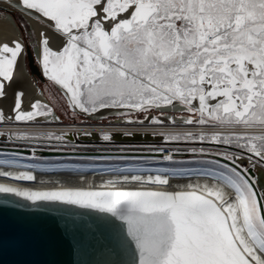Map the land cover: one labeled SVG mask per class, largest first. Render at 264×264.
Segmentation results:
<instances>
[{
  "label": "snow or ice",
  "instance_id": "1",
  "mask_svg": "<svg viewBox=\"0 0 264 264\" xmlns=\"http://www.w3.org/2000/svg\"><path fill=\"white\" fill-rule=\"evenodd\" d=\"M5 7L26 17L43 76L74 115L109 110L126 124L166 128L179 122L201 130L158 134L239 151L213 153L227 162L203 161L208 167L199 171L210 182L178 185L179 191L167 190L170 178L190 170L116 169L133 174L98 189L0 185V193L108 214L119 222L109 224L118 240L133 248L130 264H264V191L250 175L264 166V0H0V12ZM24 54L22 39H0V98ZM24 96L15 92L14 117L0 111V122L59 119L39 99L25 111ZM44 138L63 141L65 134ZM0 165L41 167L15 159ZM150 171L156 174H135ZM0 177L36 179L30 171H0Z\"/></svg>",
  "mask_w": 264,
  "mask_h": 264
},
{
  "label": "bare ground",
  "instance_id": "2",
  "mask_svg": "<svg viewBox=\"0 0 264 264\" xmlns=\"http://www.w3.org/2000/svg\"><path fill=\"white\" fill-rule=\"evenodd\" d=\"M5 10H11V9H8L7 7H5ZM0 16L7 17V19H0V39H4V40H11V39H16V38L22 39V37L20 36L19 29L17 25L15 24V21L12 18V16L3 15L1 13H0ZM29 23H32V22H29ZM31 29L33 31L32 27ZM34 45H35L34 47L35 49L36 42H34ZM24 56L25 54L20 58V66L16 72L15 79L12 81L11 84L6 85V89H5L6 96L3 98H0V111H3L6 117H14L15 115L12 109L14 107V94L16 91H23L25 93V96L23 98V105H22L25 111L31 110L30 105L36 99L41 100L43 103L44 101L48 102L43 97V95H41L42 92L39 90L37 84L35 83L34 79L30 75L28 69L26 68V62L24 61ZM107 112H109V110H105L101 113H97V115L100 114L98 118L101 115L106 114ZM13 120L14 119L5 120L4 122L6 124L7 122L10 123V121H13ZM41 120L42 122L46 121L44 118L40 117V118H37V123L39 121L41 122ZM48 120L49 122H51L50 118ZM177 125H182V124L178 122ZM8 126L10 127V125H7V128ZM40 127L42 128L41 125ZM126 128L128 127H123V126L115 127L114 126L109 129H106L105 131L106 132L110 131L112 139H114L115 134H120L121 137L126 136L124 134H121V133L126 132ZM166 128H169V127H166ZM171 128H176V127H171ZM150 129H147V127H141L135 131V134L141 135L142 137L148 135L150 140H153L154 138L156 140L162 138V136L160 135L158 137L154 135V132H157V130H162L163 128L151 127ZM0 130H5V129H0ZM57 130L61 133L63 128L58 127ZM81 130L83 131L84 128H81ZM95 130L99 132L98 128ZM116 131L121 132V133H115ZM95 134L98 136L97 138L102 137V136L101 137L99 136L100 134L99 135L97 133ZM71 136L72 135H69V136L65 135V139L71 138ZM22 138L23 137L16 138V137H13L12 135L6 138L4 137V135H2L1 139L5 142L6 141L12 142V140L14 141L15 139L18 141H24V139ZM25 141L29 143L27 140ZM39 142H42L43 144L45 143L56 144L54 140L51 142V141H48V139H44V141H39ZM61 142L67 143L64 140ZM31 149H32L31 152H28L27 150H22V151L17 150L18 152H20V154L12 153V152H0V160L15 159V160H18L19 164L21 165L38 164L41 166L40 168L28 169V168H23V167H17L15 165H0V171H10V172L30 171L36 177L35 181H21V180H15L13 178L0 177V185H8V186L20 189V190H31V191H51V190L66 189V188H95V189H98L100 188L102 184H104L109 179H116L120 175H123V174H133V173H119V172L114 171L116 169H129V168L130 169H150V170H155L159 168H175V169L190 170L182 174H178L174 177H171L170 178L171 183L167 189L169 191L182 190L180 187H178V185L182 186V185H186L189 183H193V184L203 183L206 180L210 182V178L202 176L199 171L201 169L208 167V165L204 163H200V162H186L182 164L172 163L175 161L182 162L181 159L178 160L179 158L178 152L175 153L176 155H173V153L165 152L164 155L172 156L171 161L164 160L163 158L162 160H157V161L155 160V161H149V162H145V161L130 162V161H120V160L119 161L115 160V161L93 162V161H83V160H80V161L70 160V158L72 157H68L70 155L69 151H50V150H45L43 148L37 149V150L33 148ZM176 156H178V158H175ZM257 167H258V171L260 173V177H261L262 184H263V188L259 189V192H261V191H264V166L257 164ZM135 174L155 175L156 173L154 171H150V172H140V173H135ZM255 181L257 182V180ZM132 187H138V185H133ZM4 197L10 200L19 202L23 206L27 208H32L33 210L35 209L36 210L37 209L47 210V208H52L50 207L51 205H56L58 206L57 208L59 209L69 210L73 212H81L84 209V208L76 207L74 205L65 206V204H62V203L58 204L56 202H43L42 201V202L33 203L31 201H28L22 197L15 195L14 193H0V198H4ZM56 206H54V208ZM88 210L92 212H97L91 209H88ZM102 214H105V213H102Z\"/></svg>",
  "mask_w": 264,
  "mask_h": 264
},
{
  "label": "water",
  "instance_id": "3",
  "mask_svg": "<svg viewBox=\"0 0 264 264\" xmlns=\"http://www.w3.org/2000/svg\"><path fill=\"white\" fill-rule=\"evenodd\" d=\"M27 53L32 74L44 81L29 48ZM92 137L98 139L96 134ZM147 137L115 134L114 139L150 140ZM90 138L81 136L85 141ZM250 175L257 180L259 192L263 184L258 169L256 172L250 169ZM54 206L33 210L0 198V264H130L133 248L122 244L109 226L110 222H119L108 214L88 209L73 212Z\"/></svg>",
  "mask_w": 264,
  "mask_h": 264
},
{
  "label": "rangeland",
  "instance_id": "4",
  "mask_svg": "<svg viewBox=\"0 0 264 264\" xmlns=\"http://www.w3.org/2000/svg\"><path fill=\"white\" fill-rule=\"evenodd\" d=\"M12 10L14 12H20L17 9H12ZM0 13L3 15H9V16L12 15V18L14 19V16L11 12L4 10ZM14 15L17 18V23L14 19L15 24L17 25V27H18V24H19V26H21V29H22V32L24 35V39L28 43L33 44V48H34L35 47L34 42H36V37L29 35V33L31 32L30 27L28 25L24 24V20L21 18V16L18 13H15ZM18 29H19V27H18ZM19 32H20V29H19ZM20 34H21V32H20ZM34 51H35V49H34ZM35 78L38 80H36ZM33 79H34L35 83L37 84L39 90L43 93V97L46 99V101H48V102L44 101V103H48L49 106L54 109V111L60 117V119L62 121L61 122H49V120H46L47 122L46 121L42 122V120H43L42 119L41 122L39 121L38 123L37 122H35V123H33V122H20L19 123L17 121H10V123L7 122L5 124V122L4 123L0 122V129H7V125H10L11 130H14V131H12V132L9 131V133L10 134L13 133L16 138H17V134H20V133H27L30 136L37 135V134H44L41 136L40 139H38L39 141H43L44 139H46V138H44V136L48 133H53L55 135H58L56 132L52 131L53 130L52 125L55 126L58 124H64V125H68V126H71V125L93 126L94 125V126H99L103 130H105V129H107L106 127H112L113 122L116 120V118L113 117L112 115L107 116L108 117L107 120H101L100 118H91L89 116H86L84 113H81L79 110H77L75 115H74L72 109L67 106V102L62 96V92L57 87L51 86L49 81L46 78L44 79L43 82L37 76L33 77ZM11 124H13V125H11ZM15 124H17V125H15ZM40 125L42 126V128L40 127ZM140 127H144V126L140 125ZM149 127H160V126L150 125ZM168 127L169 128H163L162 130H157V132H154V135H156L158 137L159 136L158 133L161 131L198 132L201 130L197 126H190V125H188V126L176 125V126H168ZM171 127H176V128H171ZM30 130H32V131H30ZM215 130L216 129H211V128L204 129V131H207V132H211V131H215ZM4 133L6 134L5 131H0V134H4ZM61 134H64V133L61 132ZM65 135L69 136L71 134H65ZM1 138H2V135H0V142L3 141ZM23 139H24V141H18L17 140L19 143H23V144L16 145V146H19L21 148L22 147H34V148L39 147L37 144H39L40 142L37 139H28L25 137H23ZM154 139L152 140L153 142H162L164 138L162 137V138L157 139V140L156 139L154 140ZM25 140H27L29 143H27ZM51 140H53V139H51ZM171 142H173L172 145L177 146L179 150H181V151L186 150V152H182V158H180L181 155H179L178 160L181 159L182 162H180V161L172 162L174 164H178V163L182 164V163H186V162L203 163V161L211 160V159H220L221 162H227V161H223L221 157L214 156L213 153L223 152V151H239L237 149L228 148L227 146L218 145L215 142H208V141L200 142V141L180 140V141H171ZM159 144L160 143H158V144L155 143V145H159ZM192 149H196V151L193 152ZM200 149H203L204 152L201 153L199 151ZM0 152H10V150L0 149ZM144 156H151V155H144ZM70 160H74V159L70 158ZM115 160L119 161V159H115ZM115 160H111V161H115ZM74 161H80V160H74ZM120 161H123V160H120ZM133 161L134 162H142V161L149 162V161H155V160L154 159H148L147 160V158H144V159L138 158V159L133 160ZM242 164L245 167H247L248 166L247 159L243 160ZM251 169H253V171L256 172L258 167L256 165L255 168H251ZM254 180H256V179H254ZM256 185H257V183H256ZM56 203H58V202H56ZM58 204H60V203H58Z\"/></svg>",
  "mask_w": 264,
  "mask_h": 264
},
{
  "label": "built area",
  "instance_id": "5",
  "mask_svg": "<svg viewBox=\"0 0 264 264\" xmlns=\"http://www.w3.org/2000/svg\"><path fill=\"white\" fill-rule=\"evenodd\" d=\"M86 115V114H85ZM100 114H96L94 116H89L91 118H98ZM111 116V112H107L106 114H103V116ZM87 116V115H86ZM15 121V120H13ZM51 122H57V121H53L51 120ZM116 127V126H125L128 127L126 128V132L125 133H130V135H126L125 133H121L116 131L115 133H121L124 134L126 136H132L135 134V131L140 127L139 124H126L123 122H118L117 119L113 122L112 127ZM144 127H147V129H150L151 127L150 124H148L147 122H145L144 125H141ZM58 127H62L63 130L62 132L64 134H71V138H66L64 139L65 142L67 143H62L61 141H55V139L53 138L54 143H45L43 144L42 142H40L39 144H37L39 147H19L16 145H20L23 143H19L17 142V140H12V142L10 141H2L0 142V149H5V150H10V152L12 153H18L20 154L19 151L22 150H27L28 152H31L32 149H45V150H50V151H69L70 155L68 157H72L71 159L74 160H83V161H111V160H115V159H119V160H123V161H130L133 162V160H136L138 158H147L148 159H154V160H162L163 157L165 156V152H169V153H173V155H176L175 153L178 152V155H181L180 158H182V152H186L185 151H181L178 149L177 146L172 145L173 142L171 141H165V139H163L162 142H153L152 140H147V141H120V140H116V139H111L109 141H105L102 138H98L95 139L93 138V134L97 133L100 137L102 136V133L106 132L105 130H103L101 127L99 126H85V125H64V124H58V125H52V131L56 132L58 135H61V133L57 130ZM99 130L96 131L95 129ZM139 127V128H138ZM81 128H84V130L82 131ZM107 129L111 128V127H106ZM92 129V130H91ZM151 130V129H150ZM0 131H5L6 134H0V135H4V137H9L10 135H12L13 137L14 134L13 133H9V131H14L11 130V128L8 126L7 129L5 130H0ZM8 132V133H7ZM110 132V131H109ZM86 133H90L87 134ZM137 133V132H136ZM111 134V132H110ZM81 136H89L92 137L90 138V140H81ZM11 138V137H10ZM12 139V138H11ZM23 139V138H22ZM53 140H49L48 141H53ZM44 141V140H43ZM155 143H160L159 145H155ZM171 143V144H170ZM29 145V144H28ZM216 145V144H215ZM4 146V147H3ZM119 147V148H118ZM112 148V149H111ZM160 149H163V151H160ZM200 151V150H199ZM200 153V152H199ZM144 155H151V156H144ZM175 158H178V156H176Z\"/></svg>",
  "mask_w": 264,
  "mask_h": 264
},
{
  "label": "flooded vegetation",
  "instance_id": "6",
  "mask_svg": "<svg viewBox=\"0 0 264 264\" xmlns=\"http://www.w3.org/2000/svg\"><path fill=\"white\" fill-rule=\"evenodd\" d=\"M6 11L11 12V13L13 14L16 23H17V18H16L15 15H14L15 13H18V14L21 16V18H22L23 20L26 19L25 17H22V13H21V12H14L12 9H11V10H6ZM11 16H12V15H11ZM18 27H19L20 32H21L20 36L23 37V38H22V39H23V42H25V56H24V61L26 62V68H28V71H29L30 75L32 76V78L37 76L36 74H32V69H31L30 64H29L28 53H27V50H28V48H29V49L31 50L33 56H34L35 64H36V65L38 66V68L40 69L41 74H43V73H42V70H41V67H40V65H39V63H38V60H37V56H36V53H35L36 51H34L33 44L28 43V42L24 39V35H23V32H22L21 26H19V24H18ZM30 30H31V32H32L31 27H30ZM37 77L40 79L39 76H37ZM35 79H36V78H35ZM36 80H38V79H36ZM40 80H41V79H40ZM42 82H43V80H42ZM54 112H55V111H54ZM55 113H56V112H55ZM59 118H60V117H59ZM61 121H62V120H61Z\"/></svg>",
  "mask_w": 264,
  "mask_h": 264
}]
</instances>
